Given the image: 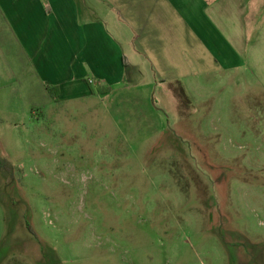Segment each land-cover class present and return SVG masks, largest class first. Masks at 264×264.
Instances as JSON below:
<instances>
[{
	"label": "rangeland",
	"instance_id": "374dc122",
	"mask_svg": "<svg viewBox=\"0 0 264 264\" xmlns=\"http://www.w3.org/2000/svg\"><path fill=\"white\" fill-rule=\"evenodd\" d=\"M205 70L151 102L0 97V264H264V79Z\"/></svg>",
	"mask_w": 264,
	"mask_h": 264
},
{
	"label": "crops",
	"instance_id": "0c3cea01",
	"mask_svg": "<svg viewBox=\"0 0 264 264\" xmlns=\"http://www.w3.org/2000/svg\"><path fill=\"white\" fill-rule=\"evenodd\" d=\"M247 1L0 0V35L9 46L0 52V69L14 84L0 97L54 100L53 87L56 99L105 97L113 87L128 93L145 81L142 93L151 102L152 87H184L201 67L241 68L264 79L263 1L249 0L257 29L248 34Z\"/></svg>",
	"mask_w": 264,
	"mask_h": 264
},
{
	"label": "built area",
	"instance_id": "2783aa9c",
	"mask_svg": "<svg viewBox=\"0 0 264 264\" xmlns=\"http://www.w3.org/2000/svg\"><path fill=\"white\" fill-rule=\"evenodd\" d=\"M93 82L92 81H88V84L90 85V84H92Z\"/></svg>",
	"mask_w": 264,
	"mask_h": 264
},
{
	"label": "trees",
	"instance_id": "16d2710c",
	"mask_svg": "<svg viewBox=\"0 0 264 264\" xmlns=\"http://www.w3.org/2000/svg\"><path fill=\"white\" fill-rule=\"evenodd\" d=\"M48 90H51V89H48ZM49 92V91H48Z\"/></svg>",
	"mask_w": 264,
	"mask_h": 264
}]
</instances>
